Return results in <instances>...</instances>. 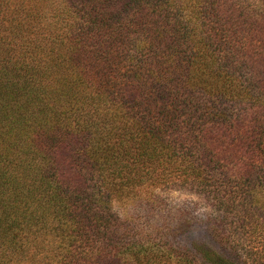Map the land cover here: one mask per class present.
<instances>
[{"label": "trees", "instance_id": "1", "mask_svg": "<svg viewBox=\"0 0 264 264\" xmlns=\"http://www.w3.org/2000/svg\"><path fill=\"white\" fill-rule=\"evenodd\" d=\"M174 177L223 253L114 210ZM232 223L264 236V0H0V264H244Z\"/></svg>", "mask_w": 264, "mask_h": 264}, {"label": "rangeland", "instance_id": "2", "mask_svg": "<svg viewBox=\"0 0 264 264\" xmlns=\"http://www.w3.org/2000/svg\"><path fill=\"white\" fill-rule=\"evenodd\" d=\"M172 182L174 183H168L165 178L160 183H148L134 191V194L145 197V200L152 197L151 201L154 200V203L149 201L145 205L138 203L125 210L120 202H114V210L122 218L128 214L134 220L138 234L144 239L171 244L186 250L202 246L223 253L210 232L209 220L211 214L216 216V212L208 197L200 194L192 186L177 188L176 177ZM229 227V241H233L232 245L238 249L244 264H264V236L255 237L236 223L230 224ZM146 261L147 258H144L138 262L133 257V261L129 263L144 264ZM156 263L175 264V261L162 260Z\"/></svg>", "mask_w": 264, "mask_h": 264}]
</instances>
